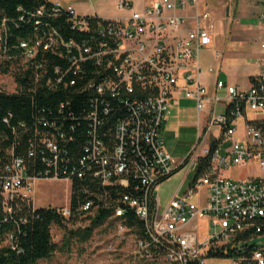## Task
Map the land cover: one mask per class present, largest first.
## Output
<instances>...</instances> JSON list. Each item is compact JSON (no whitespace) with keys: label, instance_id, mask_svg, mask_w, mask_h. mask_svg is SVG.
<instances>
[{"label":"built area","instance_id":"built-area-1","mask_svg":"<svg viewBox=\"0 0 264 264\" xmlns=\"http://www.w3.org/2000/svg\"><path fill=\"white\" fill-rule=\"evenodd\" d=\"M199 2L154 0L135 9L128 0H118L121 16L114 18L79 15L72 6L51 2L48 16L65 15L77 37L66 40L51 27L37 30L30 41L19 44V54H9L4 47L2 22L0 60L14 64L0 75L9 80L0 85L1 93L39 87L86 93V105L77 110L71 109L69 100L36 109L33 134L23 154L16 153L14 145L0 149V205L5 216L12 214L16 201H32L30 192L37 181L72 185L77 180L95 182L97 190L75 213L70 207L51 208L64 219L90 215L101 202L111 211L116 241H127L128 233L135 235L132 247L138 260L206 264L209 252L227 245L240 247L241 242L233 244L239 235L264 232V179L223 176L224 170L250 161L264 169V128L245 121L244 139L236 138L237 121L246 111L264 113V69L246 89L216 79L209 93L203 73L214 70L203 69L200 53L209 50L218 57V52L212 47L214 20ZM259 4L264 63V0ZM44 8L37 16L46 15ZM45 54L58 64L49 69ZM20 71H29L30 83L22 87L14 75ZM179 95L194 101L198 138L187 157L175 164L163 146L161 130ZM12 119L9 112L2 121L10 125ZM212 127L218 128L217 136ZM77 129L82 142H76ZM211 139L218 140L214 147ZM201 160L206 163L196 172ZM183 166L187 173L195 168L194 176L162 209L157 188ZM127 212L138 220L139 235L127 224ZM231 264H264V247L241 251Z\"/></svg>","mask_w":264,"mask_h":264},{"label":"trees","instance_id":"trees-1","mask_svg":"<svg viewBox=\"0 0 264 264\" xmlns=\"http://www.w3.org/2000/svg\"><path fill=\"white\" fill-rule=\"evenodd\" d=\"M45 7L46 15L37 16V10ZM51 2L49 0H0V25L4 21L3 40L4 47H7L9 54H19L21 42L30 41L37 30L40 32L46 28H54L60 36L68 40L76 38L77 34L67 23V17L60 15L58 17H49ZM39 21V25L36 24ZM41 51L37 59L40 60ZM47 59L46 66L51 69L58 64L56 58L45 54ZM14 63L9 60H0V75L9 73ZM18 68V67H17ZM29 71H21L15 75V80L20 87L30 83L28 81ZM85 95L74 91L72 88L63 89L59 87L55 90H49L46 87H39L32 91L26 89L19 90L15 94H6L0 92V149L1 152L9 146L14 145L16 153L23 154L27 149L28 139L33 134L34 123L32 113L41 107L53 106L61 101L69 100L71 109L77 110L79 106H85ZM12 113L13 119L10 125L5 124L2 119L8 113ZM257 125L264 128V120L254 121ZM22 124L24 126H22ZM15 128V133L12 128ZM76 142H82L84 137L82 131L77 129L75 133ZM218 140L210 141L211 147H214ZM206 160H201L196 169L199 172L203 169ZM97 183L90 181H73L71 185V197L69 207L75 213L81 202L88 198L89 193L97 190ZM99 192V190H98ZM97 202V201H96ZM98 208L94 210V216L90 217V225L78 231H70L73 237L78 235L81 240H87L94 227L100 226L110 220L111 211L102 206L101 202ZM28 200H18L12 204V214L3 213L0 205V264H39L42 260L50 259L56 252L64 251L52 240L51 229L53 226H64L63 217L51 207H35ZM75 216H71L74 218ZM127 224L135 226L136 235H139V222L133 212L125 214ZM6 219V220H4ZM11 234L12 239L8 240L7 235ZM264 235V232L262 234ZM257 236L251 232H245L235 238L233 244L242 243L240 247H226L216 252H209V258H234L241 255L245 250L249 253L257 248L255 244L250 245L251 241ZM7 242V243H5Z\"/></svg>","mask_w":264,"mask_h":264},{"label":"rangeland","instance_id":"rangeland-1","mask_svg":"<svg viewBox=\"0 0 264 264\" xmlns=\"http://www.w3.org/2000/svg\"><path fill=\"white\" fill-rule=\"evenodd\" d=\"M54 1V0H51ZM64 6H70L65 1L71 0H59ZM118 0H91L88 4H84L87 12H91L89 5L92 4L95 11L101 16H121V12L116 10V3ZM132 3L135 9L143 7L145 1L148 0H128ZM239 0H200V9L210 13L214 20V37L212 41V47L218 52V57L213 55L212 51L203 50L200 53V61L203 67L212 68L214 73L208 77L209 82L215 80L214 78L220 74L222 62L234 61L236 64H242L246 61L243 58L241 52H230V48L238 47V43L233 45H224L222 43L223 38L226 36L218 34L219 29L223 23H225L226 30L232 35L230 38L232 41L238 42L243 36L242 32L238 28V21L241 16L240 8H243V2ZM241 1V0H240ZM250 5V9L256 7L257 0H247ZM87 6V7H86ZM245 6V5H244ZM82 8L83 5H82ZM248 13V11H246ZM258 19L255 15H247L242 19V24H257ZM218 24V26H216ZM250 36H256L255 28L247 32ZM229 40V39H228ZM220 41V42H219ZM252 42V39H248ZM226 44V43H225ZM228 48V49H227ZM206 79V77H205ZM207 80V79H206ZM8 78L0 76V85L8 83ZM223 95V92L220 91ZM181 100L173 101L172 108L177 121L180 125L177 128L179 133V146L188 148V154L197 142V113L194 101L186 99L183 96ZM248 116H252V111L248 110ZM171 113V112H170ZM211 133L215 136L218 135V128L212 127ZM187 154V155H188ZM252 169L253 171H251ZM195 168L187 173V166L181 167L174 172L170 177L160 183L157 188L159 195V201L162 209L166 206V203L174 195L179 185L183 182V188L187 186L188 182L193 178ZM249 172H254V168L251 164L246 166H235L224 170L223 176L231 174L238 176L249 175ZM31 202L35 207H53L63 208L69 207L71 197V183L66 181H37L30 192ZM94 216V212L90 215H80L74 218H64V226H53L51 229L52 240L59 247H62L64 251L56 252L50 259L42 260L39 264H163L162 261H142L138 260L133 255V241L135 235L128 233L126 235L127 241L119 242L115 240L116 228L115 224H110V221L94 227L91 236L87 240H81L78 235L71 236L70 231H78L87 228L90 225V217ZM111 220V219H110ZM199 227L202 230L206 229L204 222L199 223ZM253 243H264V235H259L252 240ZM112 243L113 247H109ZM241 244H234V246H240ZM233 258H209L206 264H231Z\"/></svg>","mask_w":264,"mask_h":264},{"label":"crops","instance_id":"crops-1","mask_svg":"<svg viewBox=\"0 0 264 264\" xmlns=\"http://www.w3.org/2000/svg\"><path fill=\"white\" fill-rule=\"evenodd\" d=\"M49 1L52 3L57 2L63 6L65 5V4H62L59 0H54V1L49 0ZM88 1H91V0H71V1H65L64 3H69L68 5L74 7V9L76 10V12L79 15H91L93 13H97L95 11L94 7L92 6V4L89 5V8H91V12H87V9L85 8L84 4H86V3L88 4ZM152 1H154V0H148V2L145 1L143 6L152 2ZM239 2L240 3L243 2V8L239 7ZM82 5L84 8H82ZM237 6L239 7V10L241 12V16H240V19L238 21V28L243 33L242 34L243 36L241 37L240 41L235 42V41H232L230 39L232 37V35L226 30L225 23H223L221 25L220 29H219L218 24L216 26H218L219 36H220V34L226 36V34L228 33L226 38L225 39L223 38L222 43L225 40L226 44L224 43V45H226V47L228 45L229 46L233 45V43H238L239 46L235 47V48H230L231 49L230 52H232V53L241 52L243 58H245L246 61L242 64H236L232 60L228 63L222 62L220 74H218L214 78L215 80H212L211 82H209V80H208V77L211 76V74H209L205 71L203 73V81H204L205 85L207 86L209 93H213L216 79H220V80L224 81L226 84L233 85L239 89H246L251 84L252 78L255 75H257L262 69H264V63H262V59H261L262 53H261L260 48H259V42H260V33H259V29H258L259 23L257 22V24H255V25L242 24V19H244V17H246L247 15H250V14L255 15L256 18L258 19L259 13H260L259 0H257L256 7L254 9L253 8L250 9V5H249V2H247V0H241V1L239 0ZM246 11H248V13ZM101 17H103V18H114L115 16H101ZM252 28H255L256 36H250L247 34L249 29L251 30ZM213 37H214V34H213ZM248 39H252V42H249ZM212 41H213V39H212ZM202 67H203V65H202ZM203 69L206 70L207 68L203 67ZM205 77L207 80L205 79ZM178 97L179 98H177V99H173L172 102L176 101V100L180 101L181 96L179 95ZM170 109H171V113L167 116L166 120L164 121V123L162 125L161 139H162L163 146H164L165 150L171 155L174 163L180 164L187 157L188 148H184L183 146H179V133L177 131V128L180 125L179 124L180 122L177 121V118H176L175 114L173 113L174 110L172 108V103H171ZM262 120H264V113H254L253 112L252 116L249 117L248 112L246 111L244 117L237 121L238 128H237V132H236V138L240 139V140L244 139L245 121H262ZM225 146L228 147L229 145L226 144ZM247 164H251L253 166V168H254L253 173L249 172V175H246V176H238V175L228 174L226 176L224 175V177H228L231 179H247V178H249V179H264V169H261L259 167L257 161L247 162L244 166H246ZM250 170L253 171L252 169H250ZM184 189L185 188H183V182H182L171 198H173L176 194H179L182 191H184ZM167 203H166V205H167Z\"/></svg>","mask_w":264,"mask_h":264},{"label":"water","instance_id":"water-1","mask_svg":"<svg viewBox=\"0 0 264 264\" xmlns=\"http://www.w3.org/2000/svg\"><path fill=\"white\" fill-rule=\"evenodd\" d=\"M255 244L256 247H264V243H250V245Z\"/></svg>","mask_w":264,"mask_h":264}]
</instances>
